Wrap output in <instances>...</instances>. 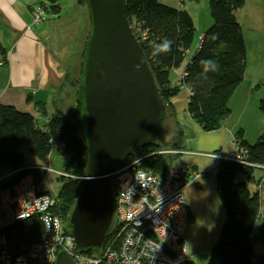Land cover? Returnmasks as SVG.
<instances>
[{"label": "trees", "instance_id": "obj_1", "mask_svg": "<svg viewBox=\"0 0 264 264\" xmlns=\"http://www.w3.org/2000/svg\"><path fill=\"white\" fill-rule=\"evenodd\" d=\"M48 1L53 9L60 7L57 0ZM77 1L86 8L85 0ZM126 1V18L134 29H138L136 36L161 90V97L168 109L167 118L176 112L172 99L186 87L190 91L186 105L189 115L206 131L218 129L231 114L229 101L243 81L247 66L246 42L236 16V11L244 6L246 0H209L213 22L198 42L195 40L194 20L184 4L181 7L170 5L166 0ZM46 4L41 0L32 7V10L38 6L43 8L41 20ZM0 58L6 64L7 50L1 42ZM181 67L185 75L173 83L171 72ZM67 77L71 79L69 74ZM78 81L77 76L71 81L74 89ZM259 104L264 113V97ZM70 114L58 111L46 122V126H42L37 123L34 114L23 112L14 105L0 103L1 172L4 167H8V171L26 167L24 155L19 148L22 145L41 159L48 158L54 146L61 148L68 157L60 170L62 174L57 177L61 183L60 191L53 194L44 190L52 194L55 201L48 212L58 216L63 226L78 196L89 158L87 147L81 140L80 125L72 121ZM233 138L235 145L244 151V162H219L218 194L224 207L225 220L217 240L210 247L207 264H264V209L261 197L259 193L251 191L246 180L240 179L241 175L251 178L257 167H264V132L253 143L245 138L241 128ZM161 148L163 146L159 142L147 144L128 156L124 163L146 156L142 164L147 169L163 174L171 166L173 155L169 157L158 153ZM191 172L187 171L189 175ZM27 174H31L37 186H40L47 173L38 168H26L16 173L5 186L16 184ZM111 184L114 188L112 181ZM5 186L0 185L3 188ZM187 207L189 224L193 218L190 207ZM43 229L38 214L7 227L6 235L12 253L19 255L24 247L39 241ZM117 233L118 230L114 232L112 227L100 250L85 251L82 254H101L103 248L115 240ZM180 264L196 262L190 257Z\"/></svg>", "mask_w": 264, "mask_h": 264}, {"label": "crops", "instance_id": "obj_2", "mask_svg": "<svg viewBox=\"0 0 264 264\" xmlns=\"http://www.w3.org/2000/svg\"><path fill=\"white\" fill-rule=\"evenodd\" d=\"M40 1L0 0V42L7 50L8 59L6 64L0 65V103L34 114L37 123L46 126L58 111L68 113L73 106L75 90L71 81L79 68L86 12L77 0L73 14L62 10L65 4L58 0L56 3L60 7L54 9L48 0H43L47 2L45 14L41 21H35L32 7ZM181 69L171 72L176 75L173 83L179 81ZM248 69L247 60L243 81L229 101L231 114L218 129L206 131L198 125L187 111L189 98L181 109L174 104L175 97L172 99L176 112L169 115L165 123L166 127L169 125L171 135L166 136L168 140L165 138L164 144H171V148L181 152L172 156L171 166L191 170L195 175L185 193L193 218L187 237L191 259L196 264L208 263L209 249L217 240L225 220L218 194L219 161L214 154L234 152L233 137L239 128L251 143L264 132V113L259 107V101L264 97V70L258 68L249 76ZM68 74L72 80L68 79ZM185 90L189 96L190 91ZM163 133L165 135L164 130ZM1 170L4 173L9 169ZM240 179L246 180L251 191L259 193L264 209V168L259 166L251 178L241 175Z\"/></svg>", "mask_w": 264, "mask_h": 264}, {"label": "water", "instance_id": "obj_3", "mask_svg": "<svg viewBox=\"0 0 264 264\" xmlns=\"http://www.w3.org/2000/svg\"><path fill=\"white\" fill-rule=\"evenodd\" d=\"M89 27L82 43L71 119L88 150L86 172L63 229L72 255L96 252L114 221L109 175L157 141L167 121L155 75L126 18V0H85ZM55 264H79L65 249Z\"/></svg>", "mask_w": 264, "mask_h": 264}, {"label": "built area", "instance_id": "obj_4", "mask_svg": "<svg viewBox=\"0 0 264 264\" xmlns=\"http://www.w3.org/2000/svg\"><path fill=\"white\" fill-rule=\"evenodd\" d=\"M177 1L180 4L182 0ZM42 12L40 6L32 10L35 21H41ZM132 30L137 35L138 29L132 27ZM180 74V77L185 75L182 72ZM59 146L63 148L62 144ZM234 149L231 154H214V157L219 162L230 160L243 163V149L237 145ZM158 153L170 156L181 152L163 147ZM145 157L126 162L109 175L115 188L113 227L114 232L118 230V235L97 256L71 254L72 237L64 232L61 219L48 212L55 204L54 198L37 186L31 174L22 177L14 185L5 186L16 173L23 170L0 171V185L5 186L0 187V264H55L57 251L63 249L79 264L185 262L191 257L190 241L186 235L189 218L185 190L195 180V175H189L185 168L174 166H170L163 174L157 173L142 164ZM37 168L55 172L50 166ZM36 214L41 216L44 227L39 241L24 247L19 255H15L9 248L7 227Z\"/></svg>", "mask_w": 264, "mask_h": 264}, {"label": "rangeland", "instance_id": "obj_5", "mask_svg": "<svg viewBox=\"0 0 264 264\" xmlns=\"http://www.w3.org/2000/svg\"><path fill=\"white\" fill-rule=\"evenodd\" d=\"M172 1L174 2V0H169L167 1V3L170 5H174L175 3L173 4ZM58 2L61 3L62 5L65 4L62 10L65 9L64 11H67L71 14L74 13L73 12L75 6L74 3L76 2V0H58ZM185 2H187L186 8H188L189 13L194 20V25L196 29L195 40L196 42H198L200 35H203L202 33H204L205 30L208 28V26H210L213 22V17H211V12H210V6H208L209 0H182L179 3L185 5ZM244 5L245 6L241 7V9L237 11L236 16L238 17V21L241 24V27H243V36L246 42V49L248 50V54H247V60L249 66L248 71L250 73L249 76H251V74L255 73L256 72L255 70H257L258 68L259 70H264V0H246ZM84 9L86 12V8ZM87 20H88V16L86 12L85 27L82 32V39L80 44L81 48H82V43L87 35V30L89 27V23ZM78 65H79V59H78L77 67ZM260 66H263V68H260ZM175 76L176 75H171L172 82H174ZM188 98L189 96L187 95L185 88H182L181 91L178 93V95L175 97L174 104L176 105V107H178V109L184 108V105L187 103ZM72 105L73 106L70 107L69 110L70 113H72V110L74 108V103ZM167 126L169 127V125ZM168 127H166L165 124L166 129H164V127L162 129L164 130L165 135L163 133V135L158 137L156 141L157 143L158 142L161 143L162 146L166 148L173 147V145L171 144L169 145H167L168 143L164 144L165 143L164 139L166 138V136L169 138L171 135V132L170 130H168ZM166 140L168 139L166 138ZM19 148L24 155L25 164L31 167H35L37 165H46V166L51 165V167L54 168L56 171H60L63 169L62 168L63 163L68 159L64 151L60 148L58 149L57 146L53 147L50 155L46 159L35 157L27 149V147L23 145L20 146ZM57 177L58 174H56V172H49L46 175H44L42 179L43 181L40 184V189L51 191L53 194L59 192L61 183L59 182V179H57ZM186 229H187L186 235L190 236V230H191L190 225L187 226Z\"/></svg>", "mask_w": 264, "mask_h": 264}, {"label": "bare ground", "instance_id": "obj_6", "mask_svg": "<svg viewBox=\"0 0 264 264\" xmlns=\"http://www.w3.org/2000/svg\"><path fill=\"white\" fill-rule=\"evenodd\" d=\"M173 2V1H172ZM175 3V5L177 6V5H179V6H181L182 7V4H178L177 3V1H175L174 0V2H173V4ZM4 64V62L1 60V58H0V65H3ZM61 149V148H60ZM37 166H46V165H37ZM37 166H35V167H31V166H28V165H26V167H23V168H21L22 170H26V168H34V169H36L37 168ZM48 166H50L51 167V165H48ZM48 166H46V167H48ZM52 168V167H51ZM54 169V168H53ZM55 170V169H54ZM55 172H56V174H58V175H60V174H62V172L61 171H56L55 170ZM46 173H49V172H46ZM110 181H112L111 180V178H110ZM113 188V187H112ZM113 190H115L114 188H113ZM113 197H114V192H113Z\"/></svg>", "mask_w": 264, "mask_h": 264}, {"label": "clouds", "instance_id": "obj_7", "mask_svg": "<svg viewBox=\"0 0 264 264\" xmlns=\"http://www.w3.org/2000/svg\"><path fill=\"white\" fill-rule=\"evenodd\" d=\"M165 48H167V44L165 45Z\"/></svg>", "mask_w": 264, "mask_h": 264}]
</instances>
